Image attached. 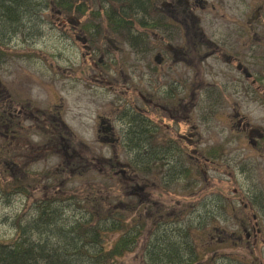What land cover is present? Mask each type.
<instances>
[{
	"label": "rangeland",
	"instance_id": "374dc122",
	"mask_svg": "<svg viewBox=\"0 0 264 264\" xmlns=\"http://www.w3.org/2000/svg\"><path fill=\"white\" fill-rule=\"evenodd\" d=\"M55 1L47 0V7L36 8L34 22H25L3 37L0 112L5 106L25 117L13 122L20 135L15 140L20 150L12 170V176L23 184L19 193L12 192L11 174L3 172L8 152L3 151L5 118L0 122V187L8 189L7 195L0 194V241H16L17 222L23 229L39 214L36 200H51L54 204L49 206L55 208L58 200L63 212L69 211L73 220L80 221L87 220L86 208L90 212L96 208L102 215L139 207L141 215L149 217L140 220L146 226L136 249L120 264H138L142 245L152 241L157 230L163 234L165 227L175 229L171 220L178 217L189 250L202 251L206 258L216 256L218 261L231 254L264 264V83L253 85L234 64L224 65L219 53L209 55L215 44L228 53L239 51L241 42L254 31L264 56V0H205L207 8L200 14L194 11L200 30L214 43L210 48L203 46L208 55L198 72L191 56L180 57L183 62L172 66L173 55L164 51L165 42L176 50L192 49L191 9L174 17L185 30L167 25L166 8L158 12L164 15L165 25L148 29L152 52L146 55L129 51L125 35L111 31L107 35L115 40L118 51L111 48L107 58L103 55L102 67L98 64L101 53L110 46L103 38L108 17L131 22L133 32L140 34L146 32L145 23L159 15L148 16L146 3L145 15L133 17L128 15L131 10L116 16L112 4L122 0H80L88 9L80 19V34L72 27L77 15L55 10ZM178 1L184 11L186 0L173 4ZM88 24L96 26L93 33L87 30ZM180 35L182 42L177 39ZM80 38H86V45ZM158 53L162 64L154 63ZM128 58L129 62H123ZM136 91L155 105L141 100ZM134 107L142 108L140 112L146 115H137L156 130L147 150H173L177 158L166 160L153 153L144 170L130 168L133 160L122 141L129 121L122 113ZM173 109V113L184 109V118L177 113L175 118L181 119L170 120L168 112ZM101 118L106 120L103 126L114 128L111 137L99 131ZM62 122L68 135L60 128ZM182 163L189 177L169 184V168ZM65 196L71 199L61 200ZM220 198L226 210L218 208ZM203 203L209 204L206 210L201 209ZM210 215L215 216V225ZM217 241L226 244L216 247Z\"/></svg>",
	"mask_w": 264,
	"mask_h": 264
},
{
	"label": "trees",
	"instance_id": "16d2710c",
	"mask_svg": "<svg viewBox=\"0 0 264 264\" xmlns=\"http://www.w3.org/2000/svg\"><path fill=\"white\" fill-rule=\"evenodd\" d=\"M122 1L129 3L125 10H131L135 15L143 13L146 0ZM79 2L56 0L55 10L66 12L70 5L80 4ZM41 5L47 7V0H0V64L3 62V37L14 33L17 27L25 22H34L36 8ZM84 9L82 5L78 7L80 11ZM109 20L115 23V19ZM2 119L3 111L0 112V122ZM130 124L125 130L123 141L126 143V151H130V158L133 160V163L129 164L132 170H144L149 163L147 159L153 153L166 160L177 158L173 155V152H176L173 150L163 153L147 150L148 127L141 116L133 115ZM7 150L4 163L14 164L15 152ZM1 159L2 156L0 161ZM181 165L169 168V184L173 179L181 177L184 180L189 177L187 169L183 168L184 164ZM12 180V192L16 193L19 191L17 184L20 188L22 184L15 178ZM0 189L3 195V188ZM5 191L7 193L8 189ZM69 199L71 198L67 196L61 197L63 201ZM217 202L218 208L226 210L222 198ZM55 203L59 204L56 205L57 208L49 206L54 204L51 200L35 201L34 205H38L39 214L28 221L23 229H20L21 225L17 222L16 241H0V264H120V260L136 249L138 239L146 226V223L140 220L149 217L147 214L144 217V212L141 215L143 209L139 207L121 213L109 211L102 215L96 208H92L91 212L86 208L87 220L80 221L77 217L73 220V217L69 216V211L63 212V206L58 200ZM206 203L201 205L202 210L209 206ZM210 217L215 225V216ZM171 223L175 229L165 227L163 234L157 230L154 239L142 245L138 264H259L257 261L244 260L231 254L222 261H218L216 256L206 258L204 252L188 249L187 241L182 237L184 232L179 229L183 226L179 218L171 220ZM114 234L118 235L115 240H111L110 237ZM219 243L226 244V241H217L214 245L217 247Z\"/></svg>",
	"mask_w": 264,
	"mask_h": 264
},
{
	"label": "flooded vegetation",
	"instance_id": "af4514ba",
	"mask_svg": "<svg viewBox=\"0 0 264 264\" xmlns=\"http://www.w3.org/2000/svg\"><path fill=\"white\" fill-rule=\"evenodd\" d=\"M161 1L162 0H154V2H153L154 4H151L150 1L146 0V8L148 7L150 12L151 13H155V14L158 13V12L162 13V11H164L163 10L164 8H166L165 12L169 16H171V15L174 16V15H176L178 13L177 3L173 4L174 0H168V1L171 2L169 7H168V5L164 4V3H167V2H164V3H161L160 5H158V3L161 2ZM187 4L191 5L193 8L195 7L194 3L190 4V3L187 2ZM162 6H164V7H162ZM160 7H162V8H160ZM193 18H194V22H193V26H192V30H193L192 49L187 51V52H185V51H183L182 49H179V48L176 50L172 46H170V45H168L166 43V44H164V51L165 52L168 51V52H170V54L173 55L172 56V58H173V65L172 66L176 65L177 62H183L181 60H185L187 57L190 58V56H191V58H190L191 64L193 65V67L196 68V70L198 72L199 65H200V63H202L201 61L204 60L207 57V55H208L206 53L205 49H203V46H207V47L210 48L211 45L214 44V43H213L212 40L207 38V36H205V34L202 32V30H200V28H199V22H200L199 19H196L194 15H193ZM150 27H153V26H150ZM186 29H187V27H186ZM77 30L79 32V28H77ZM245 34L249 35V31L246 32ZM257 34H258L257 32L253 31L251 33V37H249L245 41L241 42L239 51L228 53L227 50H223L221 48H218V46L215 44V45H213L211 47L212 50H210V51L212 53L209 54V55L213 56L215 53H219L220 58L223 61L224 65L229 66V65L234 64V66L236 67V71L237 72H240L247 79H250V78L252 79V84L253 85L262 84V83H264V63H263L264 56H263V54L259 53V51L261 50V44L258 43V41L260 39L259 40H254V39H256V38H254V35H257ZM186 35L188 36V34H186ZM177 39L182 42L184 40V37L180 35V38L177 37ZM201 51H203V52L201 53ZM184 56H186L185 59H184ZM180 57H181V60L179 59ZM150 86H152L153 90H154V85L152 83V80H151ZM259 86H261V85H259ZM197 87H198V85H197ZM195 92H198V91H195ZM252 92H256V91L252 90ZM195 95L196 94H194L192 96L193 99L195 98ZM246 95H248V94L246 93ZM142 99H146V98L144 97ZM146 101L150 105H155V103H153L151 100L146 99ZM133 109L135 110L136 108H133ZM165 110H169V109L166 108ZM174 110H176V109H173L172 111L168 112L169 119L170 120L181 119V118H175V117H177V115H175V114L178 113L179 115H181L183 117V115H182V111L183 110H181L180 112H177V113H173ZM18 114H15V115L13 114V115L15 117H25V114H21L19 112H18ZM52 116L53 115L51 114L50 117H52ZM59 116H60V113H59ZM10 118H14L12 116V114H10ZM147 119H149V118L147 117ZM104 121H106V120L101 118V120L99 122V127H100L99 131L102 132L103 135H106V136L113 135L112 134V129L113 128H109V127L106 128V126L102 125ZM60 128H62L63 130L67 129L63 122L61 123V127ZM251 134H252V132H251ZM256 136L260 137L261 135L258 132ZM61 138L62 137H60V140H61ZM101 140L105 141V139H101ZM64 146L65 145H63V147Z\"/></svg>",
	"mask_w": 264,
	"mask_h": 264
}]
</instances>
